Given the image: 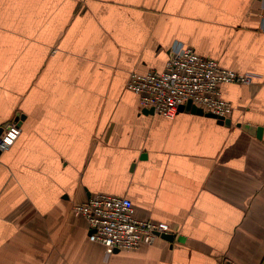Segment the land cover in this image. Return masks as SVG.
<instances>
[{"label":"crops","instance_id":"crops-1","mask_svg":"<svg viewBox=\"0 0 264 264\" xmlns=\"http://www.w3.org/2000/svg\"><path fill=\"white\" fill-rule=\"evenodd\" d=\"M259 0H0V264H263L264 30ZM251 83H224L230 125L143 109L132 72L174 44ZM244 127H250L249 131ZM129 197L174 240L109 252L74 202Z\"/></svg>","mask_w":264,"mask_h":264},{"label":"built area","instance_id":"built-area-1","mask_svg":"<svg viewBox=\"0 0 264 264\" xmlns=\"http://www.w3.org/2000/svg\"><path fill=\"white\" fill-rule=\"evenodd\" d=\"M261 2L260 25L264 30V0ZM253 76L223 66L216 59L200 55L190 46L174 44L163 69L145 73L132 72L127 88L140 98L143 109H152L166 117L175 116L188 101L205 113L228 118L233 112L231 102L222 95L224 83H251ZM18 120L3 127L0 152L9 149L21 134ZM72 211L86 217L89 238L103 244L109 252L135 249L151 244L170 224L137 216L136 206L126 196L95 193L84 201L74 202Z\"/></svg>","mask_w":264,"mask_h":264},{"label":"water","instance_id":"water-1","mask_svg":"<svg viewBox=\"0 0 264 264\" xmlns=\"http://www.w3.org/2000/svg\"><path fill=\"white\" fill-rule=\"evenodd\" d=\"M180 109L181 110H186V111H192V112H195V113H198V114H206L208 116H212V117L216 118L219 122L227 124V125H230V123H231L230 117L222 118V117L216 116L213 113H205L201 108H199V107L195 106L194 104H192L191 101H188L185 105H182L180 107ZM147 111L153 112L152 109H147ZM244 128L249 130V131H252V130H250L251 129L250 127H248L250 129H248L247 127H244ZM2 131H3V127H0V134L2 133ZM161 236L166 238L169 241H173L174 240V235L172 233H163ZM115 251H118V250H115Z\"/></svg>","mask_w":264,"mask_h":264},{"label":"trees","instance_id":"trees-1","mask_svg":"<svg viewBox=\"0 0 264 264\" xmlns=\"http://www.w3.org/2000/svg\"><path fill=\"white\" fill-rule=\"evenodd\" d=\"M263 264H264V261H263Z\"/></svg>","mask_w":264,"mask_h":264}]
</instances>
